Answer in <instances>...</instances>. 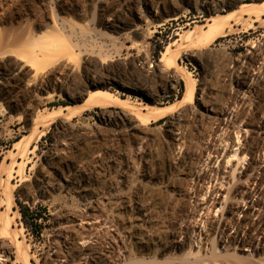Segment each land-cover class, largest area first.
<instances>
[{
    "label": "rangeland",
    "instance_id": "1",
    "mask_svg": "<svg viewBox=\"0 0 264 264\" xmlns=\"http://www.w3.org/2000/svg\"><path fill=\"white\" fill-rule=\"evenodd\" d=\"M12 1L8 0L7 5L0 8V54L5 52L0 55V86L2 74L5 71L14 72L16 64L20 62L19 57L21 61L31 60L32 67L19 73L18 78L16 75L17 82L13 88L0 91V248H4L0 252V264H264V244L261 241L251 247L240 245L238 249L234 244L225 248L216 244L218 231L199 228L201 219L208 220L212 216H206L205 210L196 215L199 222L196 232L188 237V241L183 238L179 240L185 244L174 250L165 244V252L160 251L163 244H159L167 240L170 227H178L184 217L177 213L180 200L186 204L191 217L190 213L197 214L198 211L195 210V202H198L196 195L186 201L177 194L186 190L190 183L182 157L191 152L196 158V154L203 156L202 152L208 147H218L216 151H219L212 156L215 159L220 155L219 163L213 165L211 156L206 166H201L203 163L194 164L197 172L208 174L213 170L214 175L216 171L223 173L224 158L227 152L229 155L232 153L237 138L236 123L225 135L229 138L224 136L227 140V144H224L223 136L211 135L222 118L211 110L220 112L234 109L232 112L239 119L237 124L248 120V123L251 122V126L247 127L242 124L244 122L241 126L238 124L243 132L250 130L252 136L262 132L255 125L256 118L264 114V79L261 78L264 74V71L261 72L264 70V17L255 23L256 29L248 32L244 25L231 21L232 29H227L226 33L205 44L198 39L189 41L186 37L192 31H197V36L204 34L214 15L228 17L244 4H259L261 0H239L234 6H225L213 13L196 9V3L200 2L198 0H193L191 4L184 0H173L175 7L162 0L159 12L152 8L147 11L135 8V2L139 0H131L134 3L129 11L124 10V4L130 0H32V9L29 8L28 12L21 8L20 2L14 6ZM166 5L180 18L158 27L152 12L164 18L168 15ZM17 8L22 9L21 12ZM112 19L117 24L119 21L126 22L127 29H111L109 26L114 24ZM55 27L56 31L61 30L60 34ZM64 29L68 31L63 32ZM24 30L27 33L34 31L38 44L40 42L37 40H41L43 33L49 31L48 42L60 54H54L53 50V56L44 60L36 56L37 50L27 51L31 49L29 45L36 42L25 45L29 49H20L24 43L18 47L6 44L10 43L13 35ZM61 33L66 39L60 36ZM38 44L34 48L38 49ZM9 47L17 52L8 55ZM168 47L172 54L161 62ZM24 50L34 55L29 56ZM259 53L262 56L256 55ZM32 58H36V62ZM39 63L42 68L46 66L40 73L45 76V84L35 80L37 71L41 69ZM156 65L164 70L175 66L158 75L154 68ZM247 67L255 71L251 72L255 79L247 80V91L253 88L252 92L246 93L245 105L244 102L237 104V108L233 103L236 81ZM170 74H174L171 92L162 93L157 103L136 90L147 88L159 94L162 89H168L164 80ZM187 78L190 83L195 82L198 89L197 98L192 103L184 99ZM257 78L261 80L257 81ZM92 80L104 82L109 95L96 94L88 100V96L96 90L89 85ZM251 81H254L253 85ZM82 94L85 95L80 100L77 96ZM168 106H173L176 110L174 114L166 116L162 122H155L154 111ZM105 111H109L111 117L103 121ZM117 113H123L124 118L120 119ZM179 115L184 118L180 126L185 141L182 149L186 146L181 151L173 145L168 125L172 118ZM246 117L249 119L246 120ZM243 134L240 135L242 142ZM213 139L219 140L218 143ZM240 143L235 149L245 147ZM232 162L224 166L228 173H223L227 176L223 184L215 182V188L209 185L207 198L219 186H223L220 193L212 198L219 203L216 204L218 211L214 213L215 219L228 216L223 210H227L224 205H241L242 194L236 193V190H248L244 186L253 173L252 167H249L252 162L250 156L243 163V168H239L241 164L236 163L238 160ZM236 167L239 170L234 178L230 173ZM69 178L73 180L72 185L60 188L59 185ZM206 183L201 185L208 186ZM40 187L48 188L45 195L38 193ZM262 189L264 192V187ZM263 196L259 203L264 207ZM111 198L115 199L113 204L108 203ZM96 200L101 202L100 208H95ZM141 206L150 213V221L140 229L147 244L139 245L132 226L142 218V212L137 210ZM24 208L34 210L42 217L38 221L41 227L31 225V219L27 223L23 220L21 211ZM263 212L264 209L261 213L264 218ZM72 215L77 216L74 219ZM243 216L244 212L239 213L237 218L243 219ZM190 219L189 224H193V219ZM71 224L75 231L73 234L68 228ZM110 232L115 233L117 240L121 238L119 240L124 245L110 244ZM199 233L203 234L201 238ZM234 233L235 230L229 231L230 235ZM256 234L253 232L254 238ZM196 239L204 251L187 257L190 243ZM63 241L70 244V254L61 246ZM54 244L55 250L52 249ZM197 244L193 245L194 253L200 248ZM115 256L119 262L115 261Z\"/></svg>",
    "mask_w": 264,
    "mask_h": 264
},
{
    "label": "bare ground",
    "instance_id": "2",
    "mask_svg": "<svg viewBox=\"0 0 264 264\" xmlns=\"http://www.w3.org/2000/svg\"><path fill=\"white\" fill-rule=\"evenodd\" d=\"M7 1L8 0H0V8H1V6L3 5V7L4 6H6L7 4ZM11 1V0H10ZM34 1V0H33ZM40 1V0H39ZM42 1H44V0H42ZM131 1V0H130ZM130 1H127L125 4H124V10H127V11H129L130 9H131V7H132V4L134 3V2H130ZM161 1L162 0H139V2L137 3V2H135V8H139V9H145L146 11L147 10H149V8H152V9H154V10H158V12H159V9H161ZM167 5L168 4H171L172 6H174L175 7V5L173 4V0H163ZM186 3H189V4H191L192 2H193V0H184ZM194 1H196L197 2V0H194ZM198 1H200L199 3L197 2L196 4L197 5H195V7H196V9H200V10H204V11H206V12H219V10L222 8V7H225V6H234L235 5V3L237 2V1H239V0H198ZM20 2V4H21V8L23 9V10H25V11H29V10H31L32 8H30V6L33 4V2H32V0H13L12 1V3H13V5L14 4H16V3H19ZM58 5H59V3H57ZM9 5V4H8ZM12 5V6H13ZM166 5V10H165V12H166V14H168L166 17H164V18H160V16H159V14L157 15H153V12H152V16H156V19H155V24H157V26L159 27V26H162V25H165L166 23H169V22H171V21H177V20H179V16H178V14H173V11H171L172 10V8H168V6ZM11 6V7H12ZM15 6V5H14ZM10 7V6H9ZM33 7V6H32ZM59 7V6H58ZM7 8H8V6H7ZM19 8H20V6H19ZM30 8V9H29ZM61 8V7H60ZM16 9V7L14 8V9H12V10H15ZM18 9V8H17ZM21 9V10H22ZM29 9V10H28ZM123 9V8H122ZM18 10H20V9H18ZM21 10H20V12H21ZM168 10V11H167ZM14 12V11H13ZM16 12V11H15ZM151 12V11H150ZM23 13V12H22ZM15 14V13H14ZM56 15V14H55ZM114 16V15H113ZM248 17V18H247ZM263 17H264V0H261V2L259 3V4H244L243 6H241V7H239V9H238V11H236V13L235 14H232V15H230V16H224V17H220V16H217V15H214L213 17H212V19H211V23L209 24V29H207L205 32H204V34H202V35H200V36H197V34H196V32L197 31H192V32H190L189 33V35L186 37L187 38V40H189V41H193V40H195V39H198L199 41H200V43L202 44H205L207 41H213V40H215L218 36H219V34H222V33H226V30L227 29H232L233 28V24L232 23H230L231 21H235L236 22V24H240V25H244L245 26V28L247 29V32H248V30H254V29H256V27H255V23H257V22H259V21H262L263 20ZM195 18H198V17H195ZM115 19V18H114ZM53 21H58V20H53ZM112 22H114V24H112V25H110L109 27H111V29H116V30H125V29H127V24H126V22H124V23H122V22H118V20H117V22H118V24L116 23V20L114 21L113 19L111 20ZM55 23V22H54ZM56 23H58V22H56ZM55 23V24H56ZM194 23H197V22H194ZM60 24V23H59ZM62 24V23H61ZM261 24H263V22H261ZM55 26V25H54ZM63 26V25H62ZM243 26V27H244ZM66 29V28H65ZM63 30V32H65L66 30ZM26 30V29H25ZM23 31L22 33H19V34H15V35H13L12 37H11V41H10V43L8 42H6V40L8 39H5V42H6V44H10V46H12V47H15V46H17L18 47V45H22V43H24L23 45H22V47L20 48V49H26L27 47L25 46V45H29V44H32V43H35L36 42V40H35V33H33L32 32V30L31 31H29L28 33L26 32V31ZM115 30V31H116ZM28 31V30H27ZM55 31H56V27H55ZM59 31V32H58ZM60 31L61 30H59V29H57V31L56 32H58V34H60ZM68 31V30H67ZM66 31V32H67ZM49 32V31H48ZM48 32L46 31L45 32V34L43 33V35H42V37L40 38L41 40H37V41H39L40 43L38 44L37 42V44H38V49H36V48H34V46H37V44L35 43V45L34 44H32V46L31 45H29V47L31 48V49H29V47L27 48V49H29V50H27L28 52L29 51H32V49H34L33 51H36L37 50V52L35 53V54H37L38 53V55H36V56H41V57H43V59L45 60L46 58H48L49 56L51 57V56H53L52 54V51L54 50V48L50 45V43L48 42V39H47V36H48ZM14 33V32H13ZM12 33V34H13ZM46 33H47V35H46ZM50 33V32H49ZM57 34V33H56ZM50 35V34H49ZM10 36V35H9ZM37 36V35H36ZM51 36H53V35H51ZM61 37H63V36H65V35H62V33H61V35H60ZM59 36V37H60ZM225 35H223V37H224ZM56 37V36H55ZM52 38V37H51ZM64 39H66L65 37H63ZM9 39H10V37H9ZM50 40V39H49ZM59 40V39H58ZM4 42V41H3ZM2 42V43H3ZM63 42H65V41H63ZM1 44V43H0ZM4 44V43H3ZM2 44V45H3ZM5 44V45H6ZM61 44V43H60ZM66 44V43H65ZM64 44V45H65ZM69 45V44H68ZM7 46H9V45H7ZM6 46V47H7ZM57 46H58V44H57ZM66 46V45H65ZM5 47V46H4ZM17 47H16V50H18L17 49ZM23 47H25V48H23ZM33 47V48H32ZM63 47V46H62ZM8 48V47H7ZM11 47H9V49H10ZM6 49V48H5ZM9 49H7L8 51H9ZM7 50H6V52H7ZM12 49H10V51L8 52V55H9V53L11 52H13V53H16L14 50V48H13V51H11ZM58 50V49H57ZM59 50H60V48H59ZM256 51H258L257 49H256ZM24 52H25V50H24ZM28 52H25V53H27V55H29L30 56V54H31V56H32V54H33V52L31 53L30 52V54L28 53ZM55 52H56V49L54 50V54H55ZM60 52H61V50H60ZM258 52H260V50L258 51ZM0 53H1V50H0ZM5 52H3L2 54H4ZM11 53H10V55H11ZM57 53V52H56ZM59 53V52H58ZM57 53V54H58ZM2 54H0V55H2ZM7 54V53H6ZM60 54V53H59ZM172 54V52H171V48L170 47H168L167 48V50H166V52L164 53V55H163V58H162V60H161V62H163V61H165L167 58H168V56H170ZM264 54V53H263ZM12 55H14V54H12ZM34 55V54H33ZM256 55H261L260 53L259 54H256ZM255 55V56H256ZM262 56V55H261ZM27 58H28V56H26ZM35 57V56H34ZM56 57V56H55ZM264 57V56H263ZM25 58V57H24ZM256 58H258V57H256ZM23 59V58H22ZM33 59V61H34V59H35V62H36V58H32ZM42 59V58H41ZM261 59V58H260ZM263 59V58H262ZM261 59V60H262ZM18 60H20V62H18L17 64H16V66H15V70H14V72H17V73H14V72H10V71H5L2 75H3V82L1 83V85L2 86H0V91L2 92V91H4V90H6V89H8V88H13V86H15V83L17 82V79H16V75H18L19 73H23V72H25V71H27V69L28 68H31L32 66H30L31 64L30 63H32V61L30 60V62H28V60L27 61H21V57H19L18 58ZM17 60V61H18ZM24 60V59H23ZM26 60V59H25ZM43 60V61H44ZM48 60V59H47ZM16 61V62H17ZM38 61V60H37ZM53 61V60H52ZM51 61V62H52ZM253 61H256V59L255 60H253ZM41 63H42V61H41ZM46 63V62H45ZM48 63V62H47ZM43 64V63H42ZM49 64H51V63H49ZM254 64H255V62H254ZM33 65H35L34 63H33ZM45 65V64H44ZM39 66H41L40 65V63H39ZM175 66V65H174ZM174 66H172V67H169V68H166V70H170V69H174ZM162 67V66H161ZM159 65H156L154 68H155V71H156V73L159 75V73H161V72H163V71H166V70H164L163 68H161ZM45 68H46V66H43V68H42V66H41V69H37L36 71H37V79L35 78V80L37 81L38 80V83H40V84H45V76L44 75H40V73L42 74V72L45 70ZM165 68V67H164ZM257 68V67H256ZM34 69V68H33ZM251 69V68H250ZM260 70H261V68H259ZM5 70V69H4ZM32 70V69H31ZM47 70V69H46ZM183 70H185V69H183ZM29 71V70H28ZM264 71V70H263ZM3 72V71H2ZM45 74H46V72H44ZM164 73V72H163ZM168 73V72H167ZM167 73H165V75L167 74ZM171 73V72H170ZM1 74V73H0ZM26 74V73H25ZM257 74H258V72H257ZM257 74H255L256 76H257ZM262 74V73H261ZM19 75H21V74H19ZM19 75L17 76V78L19 77ZM172 75H174V74H170V75H167V77H166V79L164 80L165 81V83H166V85H165V87L166 86H168V89L167 88H165V89H162V91H160L159 92V94H157V93H154V92H152V91H150L149 89H147V88H139V89H136L140 94H142L143 96H145V97H147L148 99H150V100H152L154 103H157V101H158V97H159V99H160V97H161V94L162 93H165V94H168V93H170L171 91V85H172V82L174 81V76H172ZM47 76V75H46ZM258 76L260 77L261 75H259L258 74ZM160 77H162V75L160 76ZM164 77V76H163ZM255 77V76H254ZM47 78V77H46ZM165 78V77H164ZM164 78H162V79H164ZM175 78H177L176 76H175ZM161 79V78H160ZM188 79V81L186 82V92H185V97H184V99H185V101L187 102V103H192V102H194L195 100H196V98H197V94H198V89H197V87H196V84H195V82H189L190 80H189V78H187ZM243 79H245V78H243ZM255 79V78H254ZM260 78H257V81L259 80ZM19 80V79H18ZM47 80V79H46ZM113 81H115L114 79H112ZM177 80V79H176ZM175 80V81H176ZM261 80V79H260ZM47 82V81H46ZM115 82H117V81H115ZM161 82H163V81H161ZM237 82V86H236V91H234V98H233V103L235 104V106L237 107V104H241V103H243L244 102V105H245V103H246V101H247V98L245 97L246 96V93L247 92H249L250 90H251V92H252V88L249 90V91H247V83H246V81H236ZM252 82V85H253V82L254 81H251ZM250 82V83H251ZM256 82V81H255ZM49 84V83H48ZM256 84H258V83H256ZM39 85V84H38ZM89 85L91 86V87H94V88H96V90L95 91H93L89 96H88V100H90V99H92L96 94H100V95H105V96H107V95H109V92L108 91H106L105 90V86H106V84L104 83V82H99V81H94V80H92V81H90L89 82ZM46 86V85H45ZM173 86V85H172ZM256 86V85H255ZM164 87V86H163ZM40 88H42L41 86H40ZM43 89V88H42ZM45 90V89H44ZM42 91V90H41ZM259 91V90H258ZM240 92H241V94H240ZM257 92V91H256ZM9 93V92H8ZM243 93H245V94H243ZM83 95H85V94H82V95H79V96H77L78 98H80V100H82L83 98H84V96ZM87 95V94H86ZM252 97V96H251ZM250 97V98H251ZM256 98V97H255ZM184 99H183V102H184ZM264 99V98H263ZM251 100V99H250ZM255 100V99H254ZM253 100V101H254ZM260 100V99H259ZM251 102H252V100H251ZM259 102V101H258ZM185 103V102H184ZM255 104V103H254ZM256 104H258V103H256ZM255 104V105H256ZM242 105V104H241ZM240 105V106H241ZM243 105V106H244ZM254 105V106H255ZM248 106V105H247ZM173 106H168V107H165V108H162V109H157V110H155L154 111V120H155V122H162L163 121V119L164 118H166V116H170V115H172V114H174V112L176 111L174 108H172ZM242 107V106H241ZM256 107V106H255ZM229 108H231V107H229ZM238 108V107H237ZM261 108V107H260ZM236 110V109H235ZM239 110V109H238ZM208 111H209V109H208ZM212 112H214V114H217V113H219L218 115H221L222 116V118L220 119V123L218 124V126H217V128L216 129H214L213 131V133H211V135H215V136H220V137H222L223 136V138H221L222 139V142L225 144H227V136H225L226 134H228V132L230 131L229 129L231 128V126H233V123H236L235 125L237 126L236 127V130H235V133H236V135H237V138L235 139V144L232 146V155L230 154H228V152L227 151H224V152H227V155H226V157L224 158V162L223 161H221V162H223L224 163V165H222V167H223V170H222V168H221V171H223V173H228V172H226V170H224L228 165H230V163L232 162V161H236V160H238V162H236V163H238V165L240 166V164H241V166L239 167V168H243V163L246 161V159L250 156V159H251V163H250V168L252 167V169H253V173L252 174H250V176H249V179H248V182L245 184V186H244V188H247L248 190H247V192L246 191H240V190H236L235 192L236 193H238V194H242V203H241V205L243 204L244 205V208H243V205L241 206L240 204H234V205H228V206H226V205H224V207H226L227 208V210L224 208L223 210H225L226 211V213H227V215L228 216H226V217H224V215H222L221 216V218H219V219H215V211H218V209H217V205L216 204H219V203H215V201H213V196H215V195H218L219 193H220V191L222 190L221 188L223 187L222 185H221V188H217L216 190H214L212 193H210L211 194V197L210 198H207V194H208V192H210L209 190H210V186L209 185H212L213 187L212 188H215V184L217 183V182H219L220 184L223 182V180H225L226 179V177H225V175L222 173H219V171L217 172H215L214 173V175H213V170H212V168L210 169V171L211 172H208V174L207 173H201V171H196L197 169H195L194 168V164H201V163H203L201 166H204L205 165V163L207 164L208 163V161H209V159H210V157L212 156V154L214 153V154H217V152L219 151H216V148L218 149V147H214V146H211V147H208L204 152H202V153H204L203 154V156H199V154H196V155H198L196 158H195V155H193L191 152H187L186 153V155L185 154H183V155H185L184 157H182V160L184 159V162H182L184 165H185V168H186V172H187V174H188V177H189V184H188V186H187V189L186 190H182L181 192L179 191L177 194H178V196H179V198H181V199H184V200H186L187 201V198L188 199H192V195H196L197 196V198H198V202L196 201L195 203H197L196 204V207H197V209H195L196 211H197V214L194 212V214L193 213H190V214H192V217L189 215V213H187V210H186V204L184 205V203L182 202V200H180V201H178V203L176 204V205H178L179 204V202H180V204L178 205V209H177V213L178 214H182V219L179 221V223L180 224H178L177 226L178 227H176V228H173V227H170V229H169V226H171V225H169V226H167V225H165V226H167L166 228H168L169 230H170V232H169V236H168V238H167V240L164 242H160L159 244H163L161 247H160V251L161 252H163L164 251V249H165V247L167 246V245H169V246H167L168 248H171V249H176V248H178L179 247V245H181V244H185V242H183V243H181V242H179V240L181 239V238H183L184 240H186L187 239V241H188V237L191 235V234H194L195 232H196V230H195V228H196V226H197V224L199 223L197 220V216H198V214H200L201 212H202V210H205L206 211V216H208V215H210V214H212V216H210V218H208V220H203V219H201L202 220V222L200 223V225H199V228H202V230H205V229H207V230H211V229H213V231L215 230V231H218V238H217V243L214 241L213 243H216V244H220V246L222 245V246H224V248L225 247H227V245H229V244H234V246H235V248L236 249H238V246H240V245H243V247H251V246H253L254 244H257L259 241H261L263 244H264V218H263V214H261L262 213V211H263V209H264V207L262 206V204L261 203H259V200H263V198L261 197V195L263 196V194H264V192H262L263 191V189H262V187H264L263 185H264V114H262V116H261V114H260V116L261 117H257L256 118V125L255 126H258V128L262 131L261 133H260V135L258 134L257 136H252V135H250V133H251V131L250 130H246L245 132H243V129L242 128H240V124L242 123V122H244V123H242V124H244L245 126L246 125H250L251 124V122H249L248 123V121H242L241 123L239 122L238 124L240 125H238L237 124V121H239V119L237 118L238 116H236L235 115V112L233 113L232 111H234V109L232 110V111H230V109H228V110H222V111H220V112H215L213 109L211 110ZM237 112V111H236ZM259 112H260V110H259ZM264 113V112H263ZM116 116H118L119 118L121 117V118H124V114L123 113H117V115ZM259 116V115H258ZM107 117H111V114H110V112L109 111H105L104 113H103V115H102V120L104 121L105 120V118H107ZM182 117L183 116H181V115H179V117H175V118H172V120L168 123V125H169V127H170V129H169V133L172 135V137H173V139L172 140H174V142H173V145H175L179 150L178 151H181V150H184L185 149V145L183 146L184 148L182 149V145H183V143L185 142V141H183L184 140V136H182V134L183 133H180V126H181V123H182V120H184V118L182 119ZM120 118V119H121ZM126 119V118H125ZM219 119V118H218ZM238 119V120H237ZM246 120L247 119H249V118H245ZM244 119V120H245ZM124 120V119H123ZM244 126V127H245ZM251 126V125H250ZM247 127V126H246ZM232 129V128H231ZM212 131V130H211ZM179 132V133H178ZM242 133H244L243 134V142L241 141L242 139H241V137H240V135L242 134ZM210 135V136H211ZM208 136H209V134H208ZM224 136L226 137V139L224 138ZM213 136H211V138H212ZM220 137H219V140H220ZM208 138V137H207ZM228 138H229V136H228ZM186 139V138H185ZM213 140H215V139H213ZM219 140H215V142L217 141V143H218V141ZM229 141V140H228ZM241 142V143H240ZM214 143V142H213ZM221 143V142H220ZM239 143L240 144H244V146L245 147H241V148H239L240 150H238V149H235L237 146H239ZM212 144V143H211ZM215 144V143H214ZM213 144V145H214ZM232 144V143H231ZM221 145H223L222 143H221ZM219 146V145H218ZM242 146V145H241ZM190 147H192V146H190ZM189 147V148H190ZM213 147L215 148L214 149V152H213ZM221 147V146H220ZM226 147V146H225ZM177 148H176V150H177ZM231 148V147H230ZM181 149V150H180ZM188 149V148H187ZM186 149V150H187ZM220 149H222L223 150V148H220ZM227 149V148H226ZM175 150V149H174ZM185 150V151H186ZM190 150V149H189ZM192 150V149H191ZM190 150V151H191ZM184 152V151H183ZM216 152V153H215ZM222 152V151H221ZM180 153V152H179ZM205 153H206V155H205ZM176 154H178L177 152H176ZM182 154V153H181ZM181 154H178V155H181ZM222 155L224 154V153H221ZM229 155V156H228ZM206 156V159L205 160H203L204 159V157ZM216 156V155H215ZM177 157V156H176ZM180 158V157H179ZM212 158H213V156H212ZM211 158V159H212ZM221 158V156L219 155L218 157H215V159H214V163H213V165L214 164H216L217 162L219 163V159ZM210 159V160H211ZM226 159V160H225ZM178 160V159H177ZM181 160V159H180ZM196 160H198L197 161V163H194V161H196ZM208 160V161H207ZM210 162V161H209ZM211 162H213V161H211ZM220 162V164H222ZM233 163V162H232ZM183 164H180V165H183ZM209 164V163H208ZM211 164V163H210ZM213 165H212V167H213ZM245 165V164H244ZM206 166V165H205ZM209 165H207V167H208ZM224 166H226V167H224ZM236 166V165H235ZM255 166H257V167H255ZM166 167V166H165ZM211 166H209V168H210ZM221 167V166H220ZM196 168H197V166H196ZM203 168V167H202ZM205 168V167H204ZM214 168H215V166H214ZM213 168V169H214ZM250 168L248 169V170H250ZM218 169V168H217ZM216 169V170H217ZM220 169V168H219ZM231 169H233V168H231ZM246 169V168H245ZM246 169V170H247ZM165 170V169H164ZM239 169H237V167L232 171V173H230V175L232 174L233 175V177H234V174H235V172H237ZM202 171H204V170H202ZM206 171V170H205ZM207 172V171H206ZM229 175V176H230ZM231 175V176H232ZM229 176H228V178H229ZM235 178V177H234ZM206 181L208 182V183H206ZM221 181V182H220ZM72 182H73V180L71 179V178H69V179H65V181H64V184L63 185H59V187L60 188H66V187H68V185H72ZM206 183L208 186H204L203 184L201 185V183ZM216 182V183H215ZM218 183V184H219ZM223 184V183H222ZM43 185H45V184H43ZM47 185H49L48 183H47ZM52 185V184H51ZM217 185V184H216ZM54 186V185H53ZM212 188H211V190H212ZM240 188V187H239ZM239 188H237V189H239ZM48 188L47 187H40L39 189H38V193L40 194V195H45L46 194V192L48 191L47 190ZM242 190V189H241ZM191 192V193H190ZM118 197V196H117ZM195 197V196H194ZM260 197H261V199H260ZM264 197V196H263ZM196 198V199H197ZM200 198V199H199ZM255 198H257V199H255ZM118 199L120 200L121 198L120 197H118ZM11 200V199H10ZM114 198H111V200H109L108 199V203H114ZM122 201H124L125 202V200L123 199ZM189 201V200H188ZM96 206H95V208H100L101 207V202L99 201V200H96ZM142 208H140V207H137V210L138 211H141L142 212V218L141 219H139L138 221H136V223H133V226H132V228L134 229V231H136V234H135V239H136V243L137 244H144V243H146V242H144V240L146 239L145 237H144V235L143 234H140V229H142L143 227H144V225L146 224V223H148L149 221H150V213L148 212V210L146 209V208H144V206H141ZM186 207V208H185ZM245 207H247L246 209H245ZM174 208H176V207H174ZM195 208V207H194ZM200 208V209H199ZM188 209V208H187ZM175 210V209H174ZM246 210V211H245ZM175 212V211H174ZM244 212V216H243V219H239V218H237V215L240 213V214H242ZM176 213V214H177ZM217 213V212H216ZM264 213V212H263ZM175 214V213H174ZM177 214V215H178ZM176 215V216H177ZM197 215V216H196ZM73 217H74V215H72ZM77 216V215H76ZM75 216V217H76ZM75 217H74V219H75ZM200 217V216H199ZM209 217V216H208ZM258 219H257V218ZM93 218V217H92ZM181 217H179V218H177L178 220L180 219ZM185 218V219H184ZM189 218H191V219H193V224H189ZM206 218V217H205ZM259 221H257V222H255V220L256 219ZM77 219V218H76ZM85 219V218H84ZM96 219V218H95ZM187 219V220H186ZM190 219V220H191ZM80 220V219H79ZM86 220V219H85ZM91 220V219H90ZM93 220H94V218H93ZM175 220V219H174ZM177 220V221H178ZM192 221V220H191ZM72 222V221H71ZM92 222H95V221H92ZM116 222V221H115ZM174 222V221H173ZM170 223V222H169ZM172 223V222H171ZM87 224H89V222H87ZM95 224V223H94ZM91 225H92V223H91ZM90 225V226H91ZM173 225V224H172ZM174 225H176V222H175V224ZM115 226V225H114ZM164 226V227H165ZM72 227H73V225L71 224L70 226H68V228L69 229H71L69 232H70V234H73L75 231L72 229ZM113 228V227H112ZM112 228H110L111 230H113L114 231V229H112ZM117 228V227H116ZM118 229V228H117ZM110 230V231H111ZM230 230H235V233H234V235H230L229 234V231ZM67 232V231H66ZM68 232V233H69ZM114 232H116V231H114ZM113 232V233H114ZM253 232H257V236H256V238H254V236H253ZM109 233V232H108ZM110 234H112L111 232H110ZM117 234V233H116ZM217 234V233H216ZM109 235V234H108ZM199 235V238H201L202 237V235L199 233L198 234ZM66 236V235H65ZM67 236H69V234L67 235ZM66 236V237H67ZM217 236V235H216ZM192 237V236H191ZM108 238V237H107ZM117 238L118 237H116L115 236V233L114 234H112V235H110V238H109V242H110V244H123V241H120L119 239H121V238H119L118 240H117ZM215 238V239H216ZM165 239V238H164ZM122 240V239H121ZM124 240V239H123ZM147 240V239H146ZM68 242V241H67ZM118 242V243H117ZM125 242V241H124ZM198 243V244H197ZM261 243V244H262ZM147 244V243H146ZM165 244H167L166 246H164ZM186 244H188V243H186ZM191 246H190V248H189V251L187 252L188 254L186 255L187 257L189 256V257H191V256H194L195 254L197 255V254H202L201 252H203L202 251V244H200L199 245V241H198V239H196V240H193V241H191ZM198 245V248H199V246H200V248L199 249H197L198 250V252L197 253H194V246L193 245ZM56 244H54V246H52V249L53 250H55L56 249V246H55ZM124 245V244H123ZM125 245H126V243H125ZM61 246H63L64 247V249L66 250V253L67 254H70L71 253V251H72V249H71V247H70V244H68V243H66L65 241H63L62 242V245ZM111 246V248H113L112 247V245H110ZM120 246V245H119ZM122 246V245H121ZM219 246V245H218ZM233 246V245H232ZM108 247H109V245H108ZM258 247V246H257ZM120 248V247H119ZM122 248V247H121ZM126 248H128V247H126ZM253 248V247H252ZM255 248V247H254ZM3 249L4 248H0V252H2L3 251ZM91 249V248H90ZM110 249V248H109ZM204 249V248H203ZM242 249H244V248H242ZM92 250V249H91ZM111 250V249H110ZM113 250V249H112ZM167 250V249H166ZM195 250H196V248H195ZM118 252H120L119 251V249H118ZM165 252V251H164ZM109 253H110V251H109ZM123 253V252H122ZM87 254V253H86ZM111 254H114V253H112V251H111ZM121 254V253H120ZM119 254V255H120ZM118 255V256H119ZM89 256V255H88ZM114 256V255H113ZM120 256H122V255H120ZM125 256V255H124ZM116 257L117 256H115V261H120L119 260V258L117 257V260H116ZM127 257V256H126ZM108 258H110V257H108ZM113 258V257H112ZM102 259V258H101ZM122 259H124V258H122ZM122 259H121V261H122ZM114 261V260H113ZM112 262V261H111ZM113 263V262H112ZM115 263V262H114ZM117 263V262H116ZM173 263H175V262H173Z\"/></svg>",
    "mask_w": 264,
    "mask_h": 264
},
{
    "label": "trees",
    "instance_id": "3",
    "mask_svg": "<svg viewBox=\"0 0 264 264\" xmlns=\"http://www.w3.org/2000/svg\"><path fill=\"white\" fill-rule=\"evenodd\" d=\"M22 214V218L23 220L27 223V221H29L30 219L32 220V224L31 225H36V226H40L38 225V221H40V219L42 218L37 212H35L34 210H30L29 208H24V210L21 211Z\"/></svg>",
    "mask_w": 264,
    "mask_h": 264
},
{
    "label": "built area",
    "instance_id": "4",
    "mask_svg": "<svg viewBox=\"0 0 264 264\" xmlns=\"http://www.w3.org/2000/svg\"><path fill=\"white\" fill-rule=\"evenodd\" d=\"M263 70H261V72H262ZM253 72H255L254 70H251L249 67H247V68H245V70L244 71H242L241 72V76H238L239 78H238V81L239 80H241V81H245L246 80V83H248L247 82V80L248 79H253L254 77V75L252 74ZM243 78H245V79H243ZM262 79H264V74L262 75V77H261ZM249 86V85H248Z\"/></svg>",
    "mask_w": 264,
    "mask_h": 264
}]
</instances>
